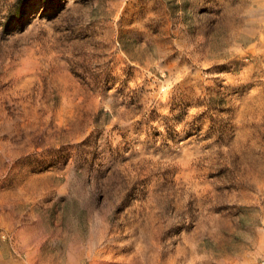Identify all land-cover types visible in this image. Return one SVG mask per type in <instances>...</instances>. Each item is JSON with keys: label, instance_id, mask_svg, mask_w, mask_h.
<instances>
[{"label": "rangeland", "instance_id": "rangeland-1", "mask_svg": "<svg viewBox=\"0 0 264 264\" xmlns=\"http://www.w3.org/2000/svg\"><path fill=\"white\" fill-rule=\"evenodd\" d=\"M0 264H264V0H0Z\"/></svg>", "mask_w": 264, "mask_h": 264}]
</instances>
